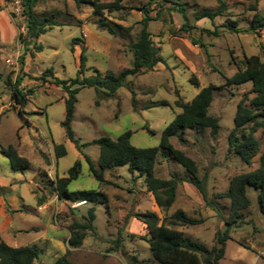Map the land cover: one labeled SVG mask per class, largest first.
<instances>
[{
	"label": "rangeland",
	"instance_id": "1",
	"mask_svg": "<svg viewBox=\"0 0 264 264\" xmlns=\"http://www.w3.org/2000/svg\"><path fill=\"white\" fill-rule=\"evenodd\" d=\"M149 1L123 0L124 8L105 11L102 18L109 25L130 27L128 31L116 27L117 34L113 35L99 26L100 16L94 14L91 5L77 6L73 0H38L37 17L52 18L59 25L28 45L22 41L25 19L11 13L8 0H0V196L14 195L15 199L10 198L21 209L9 213L7 218L0 214V237L14 247L43 248L34 264L51 263L68 249L72 250L69 257L74 264H159L146 240V224L134 216L145 211L156 212L166 224L211 248L231 214L230 200L215 195L227 191L235 175L258 168L264 156L262 129L255 133L260 151L250 164L228 150L238 103L247 94L246 104L250 106L254 93L250 92L251 81L227 83L243 67L245 56L260 55L264 60V29L258 33L250 30L256 13L264 19V0H223L222 14L214 19L199 14L218 9V0H153L148 4ZM145 5L151 9L149 30L164 62L153 70L128 76L126 84L112 96L103 88L80 87L71 122L74 140L69 139L62 125L67 93L44 73L52 67L59 79H74L83 46L87 56L84 75L94 74V69L118 74L131 67L130 46L141 31L140 8ZM229 22L231 27L226 26ZM37 45H42V51L36 49ZM11 58L17 61L14 65L7 62ZM192 76L199 80V87L192 83ZM17 79L18 89L26 95L25 105L13 97ZM209 84L218 87L209 106V113L219 118L218 133L213 135L209 128L189 129L171 137V142L196 161L208 199L217 209L207 205L197 187L187 181V169L161 152L155 175L162 179L176 175L182 179L175 201L167 210L157 206L144 178L137 172L131 173L127 166L106 170L104 182L93 175L86 155L98 167L100 147L85 143L103 136L116 140L130 130L134 146H158L165 128L182 111L179 103L190 102ZM132 91L136 107L132 104ZM161 101L167 104L158 105ZM60 144L65 146L66 154L57 159L55 147ZM9 145H14L30 161L29 168L13 170L1 152ZM78 161L81 172L72 180L69 190H94L99 194L97 200L76 206L70 205L72 201L62 205V200L57 207L51 201V209L41 210L38 197L51 200L57 196L54 181L57 176H68L69 169ZM248 195L251 205L231 228L232 239L228 240L219 264H264V215L259 209L258 192L248 187ZM90 208L95 209L94 230L86 231L83 245L72 249L66 240L69 231L57 225L61 221L68 225L87 221ZM178 209L198 222L172 225V215ZM119 236L122 244L116 247Z\"/></svg>",
	"mask_w": 264,
	"mask_h": 264
},
{
	"label": "trees",
	"instance_id": "2",
	"mask_svg": "<svg viewBox=\"0 0 264 264\" xmlns=\"http://www.w3.org/2000/svg\"><path fill=\"white\" fill-rule=\"evenodd\" d=\"M73 1L77 6L91 5L94 14L100 16L99 26L110 34H117L116 27L127 31L130 29V27H124L120 24H116V27H114L102 18L105 11L113 12L124 8L122 4L123 0L112 2H102L100 0ZM37 2L38 0H23L22 15L26 22V33L22 41L28 45L34 43L40 35L45 34L53 26L59 25L52 18L37 17L35 12ZM152 2L153 0H150L148 4ZM218 2L220 4L218 9L203 11L199 14V17L208 16L214 19V17L221 15L225 3L223 0H218ZM140 10L143 14L141 20L142 28L137 40L130 46L133 52L131 67L122 70L118 74L110 71L102 73L99 69H94V74L84 75L87 56L86 47L83 46L80 53L79 70L74 79H59L54 75L52 67L48 68L44 73L43 76H51L53 83L62 87L67 93L65 98L66 117L62 125L69 139L74 140L71 122L77 102L76 93L80 87L103 88L106 89L107 95L112 96L120 87L126 84L128 76L139 74L145 70H153L157 64L164 62V58L160 55L159 48L156 46L152 33L149 30V23L153 19L149 14L151 9L145 5ZM230 25L231 23L229 22L226 26L229 27ZM184 27H189V25L185 24ZM259 29H264V19L260 17L259 13H256L250 30L258 33ZM36 49L42 51V45H37ZM191 81L197 87L200 86L196 76H192ZM249 81L252 82L250 92L254 93V96L250 100V106L246 104V100H248L247 94L238 103L234 118L235 127L228 137V150L238 155L246 164H250L260 151V141L255 136V133L259 129H262L264 136V60L260 55L245 56L243 67H239L237 72L227 79V83L231 85H239ZM19 83L20 80L17 79L13 85V97L20 104L25 105L26 95L18 89ZM75 85H79V87L73 88ZM217 88L215 84H209L202 88L190 102H180L179 106L182 108V111L176 114L174 120L165 128L158 146L146 148L134 146L130 140L132 136V131L130 130L121 134L116 140H113L109 136H103L85 143V145L97 144L100 147L98 167L86 155V160L90 164L93 175L100 182H104L106 170L119 166H127L131 173L137 172L138 176L144 178V182L153 194L157 206L160 209L167 210L175 201L176 188L178 182L182 179L176 175H173L171 179H162L155 175L157 158L161 152L163 156L174 158L187 169L189 173L187 181L197 187L207 205L217 209L213 201L208 199L206 188L202 179L198 176L196 161L183 151L175 148L171 142V137L179 136L189 129L209 128L213 135L218 133L220 129L219 118L209 113V106L213 100L214 91ZM132 104L136 107L134 91H132ZM165 104H167L166 101L158 103V105ZM55 148L57 159L66 154V148L63 144L56 145ZM1 152L8 158L13 170L18 171L29 168L30 161L22 156L14 145L2 148ZM42 155L48 161L46 155L44 153ZM80 172L81 163L78 161L69 169L68 176H57L54 181V192H56L60 199L72 202L97 200V195L99 194L94 190L77 192L69 190L70 183L73 179L78 178ZM248 187H253L258 192L259 209L264 215L263 155L261 156L258 168L235 175L230 180L228 190L215 195L216 197L230 200L231 214L229 220L226 221L225 229L217 232L216 242L211 248H207L203 244L185 236L181 230L174 226L166 224L165 220L161 219L154 211L136 212L134 214L135 218L145 223L148 229L149 233L146 240L149 243L153 259L159 264H219L220 260L225 256L228 240L232 239L231 228L238 224L242 211L251 205ZM94 210V208L88 210V217L85 222L74 221L68 225L66 222L61 221L60 224L67 226L71 231V236L68 239L70 248L76 249L81 247L86 237V231L94 230ZM172 217V225L194 224L198 222L197 219L189 217L182 209H178L173 213ZM115 244L116 247L122 244L120 236L115 240ZM116 250L117 248H113V251ZM43 252L44 249L39 248L37 245L11 246L0 237V264H34ZM71 253L72 250L68 249L64 255L47 264H74L69 257Z\"/></svg>",
	"mask_w": 264,
	"mask_h": 264
},
{
	"label": "crops",
	"instance_id": "3",
	"mask_svg": "<svg viewBox=\"0 0 264 264\" xmlns=\"http://www.w3.org/2000/svg\"><path fill=\"white\" fill-rule=\"evenodd\" d=\"M15 199L14 195H9L7 196V194H5L4 196H0V214L2 217L4 218H7L8 214L9 213H13V212H19L21 211L20 208H18L17 204L16 203H13L12 202V198ZM62 205L63 204H70V200H64V199H60L58 196H54L51 200L49 197H38V206L41 210H47V209H51V201H55L56 203V207L60 204L59 202L62 201ZM58 203V204H57ZM86 201H80V202H74L72 204H70L71 206H76L78 204L82 205V204H85ZM61 205V204H60ZM59 208V207H58ZM57 227H60V228H66L68 231H69V234L66 238L69 239L70 236H71V231L68 229L67 226L65 225H61L60 223L57 225ZM4 240V239H3ZM49 241V240H48ZM38 246V245H37Z\"/></svg>",
	"mask_w": 264,
	"mask_h": 264
},
{
	"label": "built area",
	"instance_id": "4",
	"mask_svg": "<svg viewBox=\"0 0 264 264\" xmlns=\"http://www.w3.org/2000/svg\"><path fill=\"white\" fill-rule=\"evenodd\" d=\"M10 3L11 13L20 17L24 18L22 15V6H23V0H8ZM7 62L11 65H14L17 61L14 59H7Z\"/></svg>",
	"mask_w": 264,
	"mask_h": 264
}]
</instances>
